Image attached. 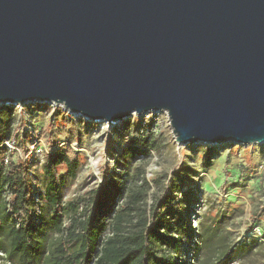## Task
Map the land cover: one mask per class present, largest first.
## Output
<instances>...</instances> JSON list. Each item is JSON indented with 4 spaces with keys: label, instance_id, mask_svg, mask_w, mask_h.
<instances>
[{
    "label": "water",
    "instance_id": "obj_1",
    "mask_svg": "<svg viewBox=\"0 0 264 264\" xmlns=\"http://www.w3.org/2000/svg\"><path fill=\"white\" fill-rule=\"evenodd\" d=\"M33 101L264 144V0H0V103Z\"/></svg>",
    "mask_w": 264,
    "mask_h": 264
},
{
    "label": "rangeland",
    "instance_id": "obj_2",
    "mask_svg": "<svg viewBox=\"0 0 264 264\" xmlns=\"http://www.w3.org/2000/svg\"><path fill=\"white\" fill-rule=\"evenodd\" d=\"M9 109L17 116L13 131L17 141L10 153L15 161L29 166L36 212L42 203L39 195L47 184L43 171L47 157L63 151L79 162L76 179L61 187L65 203L88 200L92 190L124 168H128L127 188H146L148 206L174 190L179 185L177 180L188 182L178 196L184 205L182 216L193 235L185 240L177 264L203 262L196 250L200 225L212 221H221V233L228 245L239 249L251 245L242 258L229 264H264V213L257 216L264 205V144L179 145L166 112L134 113L109 124L39 101L0 103L1 114ZM143 133L152 136L156 148L149 157L137 154L123 161L125 147ZM58 237L50 225L43 228L47 250ZM0 264L13 263L0 251Z\"/></svg>",
    "mask_w": 264,
    "mask_h": 264
},
{
    "label": "trees",
    "instance_id": "obj_3",
    "mask_svg": "<svg viewBox=\"0 0 264 264\" xmlns=\"http://www.w3.org/2000/svg\"><path fill=\"white\" fill-rule=\"evenodd\" d=\"M16 119L12 109L0 111V251L13 264H177L185 240L193 235L178 196L188 182L177 180L174 190L148 206L146 188H127L124 168L92 190L88 200L65 203L61 187L76 179L79 162L56 151L43 167L47 184L36 212L29 166L15 161L5 145L17 141ZM155 148L152 136L143 133L125 147L122 160L137 154L149 157ZM262 213L264 205L257 216ZM220 224L200 225L196 250L201 264H229L251 249L228 245ZM46 225L59 236L49 250L42 240Z\"/></svg>",
    "mask_w": 264,
    "mask_h": 264
},
{
    "label": "built area",
    "instance_id": "obj_4",
    "mask_svg": "<svg viewBox=\"0 0 264 264\" xmlns=\"http://www.w3.org/2000/svg\"><path fill=\"white\" fill-rule=\"evenodd\" d=\"M5 145L7 146L9 152H11L13 149H15V141H8L5 143Z\"/></svg>",
    "mask_w": 264,
    "mask_h": 264
},
{
    "label": "clouds",
    "instance_id": "obj_5",
    "mask_svg": "<svg viewBox=\"0 0 264 264\" xmlns=\"http://www.w3.org/2000/svg\"><path fill=\"white\" fill-rule=\"evenodd\" d=\"M105 127H107V126H105Z\"/></svg>",
    "mask_w": 264,
    "mask_h": 264
}]
</instances>
